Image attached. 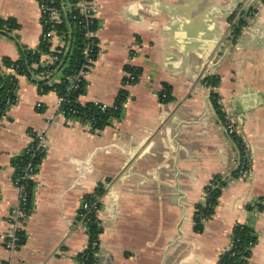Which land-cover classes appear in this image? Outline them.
Returning <instances> with one entry per match:
<instances>
[{"label":"crops","instance_id":"0c3cea01","mask_svg":"<svg viewBox=\"0 0 264 264\" xmlns=\"http://www.w3.org/2000/svg\"><path fill=\"white\" fill-rule=\"evenodd\" d=\"M95 1L98 57L79 100L112 106L126 90L121 116L102 130L70 125L58 94L41 92L42 76L18 77L16 100L0 116V236L19 200L14 161L46 129L48 148L22 221V246L10 251L0 239V264H78L88 243L78 212L99 187L95 264H218L238 224L257 237L247 264H264V0L237 9L252 15L233 43L237 0ZM0 18L15 23L0 30L6 72L3 60H19L22 46L38 48L44 28L38 0H0ZM128 65L141 74L125 86ZM61 79L58 72L53 81ZM164 91L170 100L162 101ZM245 156L250 164L238 175ZM216 176L227 184L196 232V206Z\"/></svg>","mask_w":264,"mask_h":264},{"label":"trees","instance_id":"16d2710c","mask_svg":"<svg viewBox=\"0 0 264 264\" xmlns=\"http://www.w3.org/2000/svg\"><path fill=\"white\" fill-rule=\"evenodd\" d=\"M62 0H54L52 6L60 7ZM241 7V5H240ZM239 7V8H240ZM238 10L233 14L231 20H235L233 33L236 37H239L242 33V29L247 24V19L252 15V9L249 11H241L237 13ZM238 15V17H237ZM63 22L55 25V28L62 33L66 38V46L63 49V54L60 55L61 61L54 65H44L43 56L53 55L50 51V45L48 42L42 41L38 48L28 49L22 46V56L19 60L14 61L10 58H5L3 64L5 68L15 69L16 73H9L4 71L0 67V116L5 113L9 105L7 100H11L13 104L16 100L17 88H18V77L27 76L33 79L34 76H42V80L39 81L40 90L42 93H47L49 91H55L58 96L64 97L66 100L63 104V108L67 112L76 111L75 116L81 118L83 121L91 119L93 130H102L108 126L113 118H118L121 116L123 106L127 99V91L122 90L115 102L114 107L108 108L106 111H102L99 105L94 102L82 104L79 100L80 96L84 93L87 82L84 81L80 84V88L69 90L71 85L70 79L75 76L83 65V50L87 44V39L82 32L76 31V24L72 18V14L63 13ZM15 23L13 20H4L0 18V30L4 28H13ZM45 31L48 28L44 29ZM94 58L98 57V49L94 50ZM126 69L134 70L136 74H141L138 68L126 67ZM62 73V79L60 82L56 83L53 78L56 73ZM212 85H217L219 83L218 77H212L210 80ZM168 94V92H166ZM169 97V94H168ZM170 100V97L168 98ZM68 117L73 116V114L68 113ZM239 145L240 142H238ZM29 155L19 156L14 161V166L24 167L30 161ZM43 159L38 157L33 159L36 164H41ZM226 180L222 179L220 176H216L210 185L206 188L207 198L202 204L196 206V211L194 214V223L196 232H202L204 229V222L212 218L215 213V208L218 205L219 198L222 193V188L226 186ZM104 195L103 188L99 187L98 190L87 196L90 201L100 200L98 207H101V198ZM88 216L92 221L88 223L89 232L95 238L98 234H101L102 227L97 222L93 223L95 218V213L90 212ZM257 240L254 230L247 226L238 224L234 227L231 245L226 249L220 256L218 264H247L248 259L251 255V244L255 245ZM88 256L86 264H95V256L92 252ZM84 257L81 254L79 260Z\"/></svg>","mask_w":264,"mask_h":264},{"label":"built area","instance_id":"2783aa9c","mask_svg":"<svg viewBox=\"0 0 264 264\" xmlns=\"http://www.w3.org/2000/svg\"><path fill=\"white\" fill-rule=\"evenodd\" d=\"M40 13H41V21L43 28H48V30H43L41 42H48L50 45V51L53 55H48L47 60H43L44 65H54L61 61L60 55L63 54V49L66 46V37L60 33L55 25L62 23L63 13L72 14V18L74 23L76 24V31H80L83 33L85 38L87 39V44L83 50V58L84 62L79 71L75 74L73 78L70 79L71 85L69 90L80 88V84L86 81L88 74L92 68V65L96 61L94 58V50L99 47L98 39H97V31H98V5L95 0H62L61 6L56 7L51 4L54 3V0H38ZM237 19V18H236ZM235 20H230V30L228 35L232 36L234 33V24ZM57 41L58 45L54 47V43ZM127 67L135 68L131 65ZM9 73H16V70L11 68L8 69ZM140 78V74H136L134 70L126 69V76L124 79V85L130 86L138 81ZM162 101L167 100L168 94L164 91L161 94ZM65 98L58 96V111L61 115H64L66 119H68V123L70 125H75L77 121H82L88 124L91 128L92 120L88 119L83 121L81 118H77L75 116L76 111L67 112L63 108V104L65 102ZM11 100H7V104L11 106ZM99 105V108L102 111H106L108 108L114 107L115 103L112 106H108L104 103L94 102ZM41 104H39L40 106ZM220 113L224 118V123L226 125L227 130L234 137L236 136V126L234 123L228 118L226 113L224 112V108L221 106ZM68 113L73 114V116L68 117ZM51 126V125H50ZM48 129L43 130L39 133H36L31 137L30 143L28 147L24 151L21 156L29 155L30 161L24 167L15 166V174H14V185L16 186L19 192V200L17 204L11 208L9 215L10 228L1 234L0 239L3 241L5 247L10 251H16L22 246L23 241V231H22V221L24 217L27 215L30 210V201L32 197V186L35 180V177L38 173L39 164L33 162V159L41 157L44 158L47 148H48ZM250 164V157L245 156L241 159L237 173L238 175L244 174L247 171V168ZM100 200L90 201L88 197H85L82 201L78 212V224L85 226L88 233V243L82 254L84 257L78 261V264H86L88 260V256L93 253L95 256L99 250L100 246V234H98L95 238L90 234L88 223L91 218L88 216L90 212L95 213V218L93 219V223L97 222L100 225V220L98 218V203ZM252 247V244L251 246ZM229 248V247H228Z\"/></svg>","mask_w":264,"mask_h":264},{"label":"water","instance_id":"95a60500","mask_svg":"<svg viewBox=\"0 0 264 264\" xmlns=\"http://www.w3.org/2000/svg\"><path fill=\"white\" fill-rule=\"evenodd\" d=\"M243 1H244V0H237V7L235 8L236 11H237V9L240 7V5H242ZM241 34H242V33H241ZM228 37L231 38V42H232V43L235 41V39H238V38H239V37H236L235 34H233L232 36L228 35ZM225 42H226V40H225ZM223 46H224V45H222V47H223ZM224 112H226L225 109H224ZM221 116H222V115H221ZM222 119L224 120L223 116H222ZM225 126H226V125H225Z\"/></svg>","mask_w":264,"mask_h":264}]
</instances>
